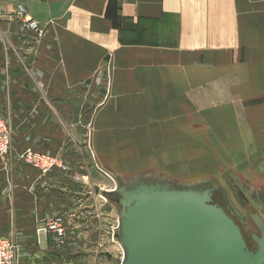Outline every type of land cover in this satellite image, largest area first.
Returning <instances> with one entry per match:
<instances>
[{
    "label": "crops",
    "instance_id": "0c3cea01",
    "mask_svg": "<svg viewBox=\"0 0 264 264\" xmlns=\"http://www.w3.org/2000/svg\"><path fill=\"white\" fill-rule=\"evenodd\" d=\"M20 6L44 28L35 43L14 19ZM83 94L99 100L96 127L127 129L125 143L131 127H191L198 112L219 130L213 142L264 145V0H0V111L19 129L61 128L67 98ZM52 133L40 136L55 145ZM15 141L0 157V237L16 244V264H98L84 172L74 162L44 175L22 161L31 142ZM57 215L59 248L39 232Z\"/></svg>",
    "mask_w": 264,
    "mask_h": 264
},
{
    "label": "rangeland",
    "instance_id": "374dc122",
    "mask_svg": "<svg viewBox=\"0 0 264 264\" xmlns=\"http://www.w3.org/2000/svg\"><path fill=\"white\" fill-rule=\"evenodd\" d=\"M21 12L23 15H20ZM14 15L15 21L20 22L25 34L22 36L26 39L35 43L44 36H39L30 29L24 18L28 15L24 6H20ZM40 26L43 27L41 24ZM67 102L72 106V110L67 113L69 121L65 126L54 129H19L12 123L11 112L0 111L3 122L0 126V138L8 141V150L0 152V157L10 154L16 146L15 140L22 138L25 142H31L20 145L23 147L22 161L39 169L44 175L57 167L67 168L73 166L74 162L77 164V168L84 172L79 175L78 180L88 195L86 198L93 205L94 216L98 218V238L95 244L99 253L98 264H121L124 260L120 248V206L107 193L117 188V180L109 172L125 181L153 178L185 187L213 186L217 189L216 193L225 196L226 202L219 196L216 197L217 201L226 203L229 207L227 211L236 220L246 224L247 212L236 198L239 196L237 194H241L247 203L263 209L261 214L264 218V145L246 142V139H251L246 135L242 138V144L215 143L212 133L217 129H210L207 121L204 123L199 120V116L203 118V113L198 112L197 120L190 122L191 127L156 128L152 129L154 133H150L151 129L148 131L143 127H131L128 130H131L133 139L125 143L123 140L126 139L124 134L127 129L96 127L99 113L97 98L94 101L90 95L83 94L77 99L69 96ZM76 103H81L78 108L75 107ZM24 115L26 114H22V118ZM46 130L53 132L59 143L51 144L48 138L40 136ZM218 132L219 130L216 131ZM153 134L155 137H151ZM218 136L216 135L215 140L220 139ZM66 152L74 158L69 160ZM225 158L227 160L223 161ZM132 168L136 170L128 171ZM88 179L92 182L89 186L84 184ZM63 222L66 226L65 218ZM243 232L246 235V231ZM86 258L90 259L84 257V261Z\"/></svg>",
    "mask_w": 264,
    "mask_h": 264
},
{
    "label": "water",
    "instance_id": "95a60500",
    "mask_svg": "<svg viewBox=\"0 0 264 264\" xmlns=\"http://www.w3.org/2000/svg\"><path fill=\"white\" fill-rule=\"evenodd\" d=\"M109 173L117 180L107 193L120 206L121 264H264L261 215H254L261 231L254 250L235 217L215 201V187L125 181Z\"/></svg>",
    "mask_w": 264,
    "mask_h": 264
},
{
    "label": "built area",
    "instance_id": "2783aa9c",
    "mask_svg": "<svg viewBox=\"0 0 264 264\" xmlns=\"http://www.w3.org/2000/svg\"><path fill=\"white\" fill-rule=\"evenodd\" d=\"M23 12H21L20 15ZM25 21L29 24L31 30L35 31L37 35L43 36L44 28L40 26L29 14L24 16ZM3 125L0 119V126ZM8 150V141L4 138H0V152H6ZM46 171V170H45ZM39 232H45L52 235L53 243L56 247H62L66 242V226L63 222V218L55 216L47 220L41 227ZM16 244L8 238L0 237V264H16Z\"/></svg>",
    "mask_w": 264,
    "mask_h": 264
},
{
    "label": "flooded vegetation",
    "instance_id": "af4514ba",
    "mask_svg": "<svg viewBox=\"0 0 264 264\" xmlns=\"http://www.w3.org/2000/svg\"><path fill=\"white\" fill-rule=\"evenodd\" d=\"M237 195H239L238 197H236L237 198V200H238V202L240 203V205L242 206V207H244L245 208V211L247 212V217H246V224H244V223H242L241 221H238L237 220V222L240 224V226L242 227V229L243 230H245L246 231V238H247V241H248V243H249V245H250V247L252 248V249H254V250H257V248H258V244H257V241L255 240V238H254V235H258V236H261V231H260V228L258 227V224H257V221H256V219H255V214L256 213H258V214H260L261 215V217H262V219H263V222H264V218H263V216H262V210L260 209V208H256V207H254L253 205H251L250 203H247L248 201H246L245 199L246 198H244L243 197V195H241V194H237ZM221 197L222 198V200H224L225 201V196L223 195V194H218V193H216L215 194V201L217 202V203H219L218 201H217V199H216V197ZM251 201H252V199H251ZM222 202V201H221ZM226 202V201H225ZM225 204V205H223V204ZM222 203H219V204H221L222 206H224L227 210H229V207L226 205V203H224V202H222ZM230 212V211H229ZM264 212V211H263ZM236 219V218H235ZM247 226H248V229H246L247 228Z\"/></svg>",
    "mask_w": 264,
    "mask_h": 264
},
{
    "label": "bare ground",
    "instance_id": "6f19581e",
    "mask_svg": "<svg viewBox=\"0 0 264 264\" xmlns=\"http://www.w3.org/2000/svg\"><path fill=\"white\" fill-rule=\"evenodd\" d=\"M124 258H125V256H124Z\"/></svg>",
    "mask_w": 264,
    "mask_h": 264
}]
</instances>
